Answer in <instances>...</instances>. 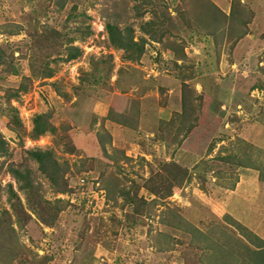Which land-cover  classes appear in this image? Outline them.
<instances>
[{
  "label": "rangeland",
  "instance_id": "obj_1",
  "mask_svg": "<svg viewBox=\"0 0 264 264\" xmlns=\"http://www.w3.org/2000/svg\"><path fill=\"white\" fill-rule=\"evenodd\" d=\"M0 131V264H264V0H0Z\"/></svg>",
  "mask_w": 264,
  "mask_h": 264
},
{
  "label": "trees",
  "instance_id": "obj_2",
  "mask_svg": "<svg viewBox=\"0 0 264 264\" xmlns=\"http://www.w3.org/2000/svg\"><path fill=\"white\" fill-rule=\"evenodd\" d=\"M223 13H225V12H223ZM106 27H107L108 34L110 36V40L113 42V44L116 47L126 49V48H129V46H132L133 43H135L133 41L132 37L121 35V31H119L117 29L115 24H107ZM72 47H74V46H72ZM81 52H82V50L80 48H74L73 50L69 51L67 58L68 59L76 58L78 55H80ZM24 89H25V87L23 86L21 88V90H24ZM181 114H182V112H181ZM49 117L50 116L47 114V112H41V113H38L34 116L33 127H32V131H31V136L33 138H38L41 135L45 134L46 132H55L56 131V129H57L56 125H54L52 123V121L50 120ZM195 123H196V121L193 119L192 124L195 125ZM13 124L15 125V126L13 125L14 128H12L14 130L17 129L16 126L21 125L18 114L15 115ZM193 126L191 125L190 127H193ZM7 151H8L7 150V140L4 137V135L2 134V132L0 131V155H2V156L6 155ZM29 153L31 154V156L33 158H35L40 163L42 170L45 172H50L48 170L49 168L46 165L47 160L48 161L51 160L54 163H57L55 158L53 157L51 150H40V149L29 150ZM221 158H223V157H221ZM9 172L19 182V189L20 190H23L26 194L31 192L30 188H32V179L30 176V172L27 169H25V171H23V170L15 167L13 165H10ZM0 187H1V183H0ZM8 191H9V197H8L9 200H12V198L15 196L18 197V194L14 190L12 184H8ZM2 228H3V224H2V226L0 225V231L2 230ZM195 229L197 231H199L200 234H202V230L197 229V228H195ZM12 230H13V228H12ZM213 240L215 242V238H213ZM237 241L240 242V240H237ZM216 244H220V243L216 242ZM240 245H242L243 248L245 249L244 253L246 254V256H245L246 258H248L249 255H251V254H254V256L256 254H264V248H262L261 250L253 249V248H251L250 245L243 243V242ZM196 247H198L200 249H206V248L213 249V245L211 243H208L206 246H202V245L198 244ZM201 255H202V258L204 257L206 259V261L209 262V264L215 263L216 261H218V263H220L222 261V259L225 258L223 254H216L215 251L208 252V251L202 250ZM252 264H255V263H252Z\"/></svg>",
  "mask_w": 264,
  "mask_h": 264
},
{
  "label": "crops",
  "instance_id": "obj_3",
  "mask_svg": "<svg viewBox=\"0 0 264 264\" xmlns=\"http://www.w3.org/2000/svg\"><path fill=\"white\" fill-rule=\"evenodd\" d=\"M114 127H115V130L116 129H119L118 127H120V125H118V124H115L114 125ZM196 128V126H194L193 127V129L190 131V132H188V138L190 137H192V135H193V132H194V129ZM187 138V139H188ZM183 147H184V145L182 146L181 145V147H180V149H179V151L183 154V152H184V150H183ZM190 151L192 152L193 151V148H191L190 147ZM184 155V157H188L190 154L188 153V152H186L185 154H183ZM178 157H180V156H178ZM176 162H178V159H176L175 160ZM254 173H252V174H249V172L248 171H245V173H243L244 175H243V178L245 177V178H247V177H251V179H252V181H251V185H254L255 187H257V190H258V192L259 193H261L260 195H259V197H255L256 195H251L250 197H253L252 199H249V200H242L241 202H242V204H241V207H243L244 209H246L247 211H248V215H250V218H254V217H258V219L260 218L261 219V215H262V212L264 211V179H263V177H262V175L261 174H259L260 173V170H259V168H258V166L257 165H254ZM261 180H260V179ZM250 179V178H249ZM248 179V180H249ZM247 181H244V182H240V183H242L241 185H242V188L243 187H245V185L248 183ZM253 191H255V189H253ZM236 197V195L234 196V198ZM233 198V199H234ZM257 198H261V199H257ZM232 199V200H233ZM232 200H230L229 201V203H231L232 202ZM263 207V208H262ZM193 212H195V213H200V211H193ZM225 212V210L223 211V213ZM192 213V212H191ZM218 213V212H217ZM222 213V214H223ZM221 214V215H222ZM190 216V215H189ZM219 216V215H218ZM191 218V217H190ZM263 220H264V215H263V218H262ZM261 219V220H262ZM257 222H258V224H259V222L260 221H258V220H256ZM251 223H253V220H252V222H250L249 223V225H252ZM260 228L261 229H264V221H262L261 222V226H260ZM255 233V232H254ZM255 234H257V233H255ZM258 236L257 237H259V239L260 240H264L263 239V237H264V235H259V233L257 234ZM263 236V237H262Z\"/></svg>",
  "mask_w": 264,
  "mask_h": 264
},
{
  "label": "clouds",
  "instance_id": "obj_4",
  "mask_svg": "<svg viewBox=\"0 0 264 264\" xmlns=\"http://www.w3.org/2000/svg\"><path fill=\"white\" fill-rule=\"evenodd\" d=\"M101 28V27H100ZM102 29V28H101Z\"/></svg>",
  "mask_w": 264,
  "mask_h": 264
}]
</instances>
